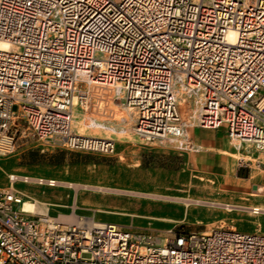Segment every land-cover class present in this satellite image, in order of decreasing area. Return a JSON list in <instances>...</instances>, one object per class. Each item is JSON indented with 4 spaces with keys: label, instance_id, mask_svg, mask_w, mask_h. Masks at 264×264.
I'll return each instance as SVG.
<instances>
[{
    "label": "built area",
    "instance_id": "1",
    "mask_svg": "<svg viewBox=\"0 0 264 264\" xmlns=\"http://www.w3.org/2000/svg\"><path fill=\"white\" fill-rule=\"evenodd\" d=\"M0 42L10 46L0 47V155L18 133L113 152L112 138L70 122L75 107L95 106L92 89L116 85L112 98L135 109L140 139L186 136L178 74L201 97L196 125L264 151V0H0ZM20 203L14 188L0 191V264H264L258 231L172 227L157 239Z\"/></svg>",
    "mask_w": 264,
    "mask_h": 264
},
{
    "label": "rangeland",
    "instance_id": "2",
    "mask_svg": "<svg viewBox=\"0 0 264 264\" xmlns=\"http://www.w3.org/2000/svg\"><path fill=\"white\" fill-rule=\"evenodd\" d=\"M116 90L92 89L95 106L75 107L71 122L73 132L112 138L113 152L76 150L57 136L36 139L18 133L15 149L0 155V191L14 188L21 200L34 201L31 214L58 219L73 213L157 239L172 227L186 233L234 226L264 234V212L249 208L264 207V151L236 146L223 128L219 136L225 134L229 153L199 148L191 131L201 127L194 123L192 98L182 86L177 88L178 107L186 137L144 141L132 129V111L112 98ZM12 173L58 184L12 182Z\"/></svg>",
    "mask_w": 264,
    "mask_h": 264
},
{
    "label": "bare ground",
    "instance_id": "3",
    "mask_svg": "<svg viewBox=\"0 0 264 264\" xmlns=\"http://www.w3.org/2000/svg\"><path fill=\"white\" fill-rule=\"evenodd\" d=\"M228 39H233L234 37V31H229L228 35H227ZM0 47L3 48H10V46H7L5 42H0ZM116 89H118V85H116ZM175 93L177 94V99L180 98L179 94L177 92V88L178 86H182L184 89L187 90V95L186 97H189L192 100V104L189 107L191 110L192 115L195 117L197 112L200 110L201 108V97L199 95L198 92L193 91L192 88H188L184 83L181 82V76L178 74L177 79L175 81ZM115 88V86H114ZM194 94V95H193ZM121 105H123L124 107L130 109L133 113L134 116V124L132 129L134 130L135 127V120H136V114H135V109L127 104L121 103ZM72 118H73V114H72ZM72 118H71V122H72ZM71 122H70V127H71ZM77 133V132H75ZM81 134V133H78ZM83 135H87V134H83ZM184 138L186 136H184L183 134L180 135H176V136H172L171 139H178V138ZM185 140V139H184ZM242 145V143L236 142V146L240 147ZM17 179H22L24 181H27L28 179L33 180V181H38L39 183L42 182H47L50 185H54V184H58V180H54V179H48L45 180L41 177H30V176H26V175H16V174H10V180L13 182L14 180ZM75 188H78L80 185L79 184H72ZM36 204L34 201L31 200H21L20 203V208L23 211H27V212H33L35 210ZM227 207V206H226ZM251 212L254 213H259V212H264V207L260 206V205H255V206H251L249 207ZM46 214V213H43ZM49 216V215H48ZM59 219V220H58ZM56 218V220L60 221V222H64V223H80V222H86L89 225H94L97 224L98 221H95L94 219L90 218L87 216V218H80L77 215H74L73 213L70 214H60L59 218Z\"/></svg>",
    "mask_w": 264,
    "mask_h": 264
},
{
    "label": "crops",
    "instance_id": "4",
    "mask_svg": "<svg viewBox=\"0 0 264 264\" xmlns=\"http://www.w3.org/2000/svg\"><path fill=\"white\" fill-rule=\"evenodd\" d=\"M221 128L223 127H220L216 130H212V133H209L205 129H202V127L194 128L191 131V133L193 134L192 141L195 142L199 148L204 147L213 150L215 149L216 152H222L224 154H227L229 153L227 150H229L230 147L228 143L225 141L226 139L225 130H224L225 134L223 136L222 135L219 136ZM230 153L234 154L233 152ZM237 158L239 157L237 156Z\"/></svg>",
    "mask_w": 264,
    "mask_h": 264
}]
</instances>
